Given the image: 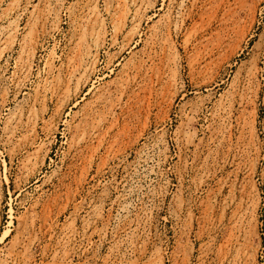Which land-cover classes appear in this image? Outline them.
Masks as SVG:
<instances>
[{"label":"rangeland","instance_id":"obj_1","mask_svg":"<svg viewBox=\"0 0 264 264\" xmlns=\"http://www.w3.org/2000/svg\"><path fill=\"white\" fill-rule=\"evenodd\" d=\"M0 264H264V0H0Z\"/></svg>","mask_w":264,"mask_h":264}]
</instances>
